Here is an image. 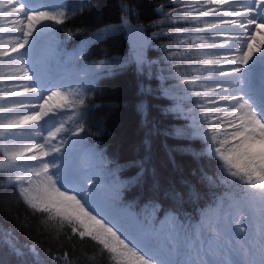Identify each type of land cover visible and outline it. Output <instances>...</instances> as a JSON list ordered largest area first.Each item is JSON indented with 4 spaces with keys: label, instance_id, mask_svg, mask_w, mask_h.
<instances>
[{
    "label": "trees",
    "instance_id": "1",
    "mask_svg": "<svg viewBox=\"0 0 264 264\" xmlns=\"http://www.w3.org/2000/svg\"><path fill=\"white\" fill-rule=\"evenodd\" d=\"M189 1L66 0L58 16L56 35L75 49L84 82L70 108L74 136L96 153L109 201L140 218L145 205L159 204V215L202 223L222 198L246 190L245 179L208 147L207 132L217 131L207 104L213 89L203 82L211 71L192 33L211 19L193 13ZM125 18L149 41L140 65ZM165 92L182 98L200 119L197 128ZM15 165L0 152V264H126L123 253L134 256L122 243L114 252L103 229L84 234L90 215L78 216L80 203H56L52 186L40 195Z\"/></svg>",
    "mask_w": 264,
    "mask_h": 264
},
{
    "label": "rangeland",
    "instance_id": "2",
    "mask_svg": "<svg viewBox=\"0 0 264 264\" xmlns=\"http://www.w3.org/2000/svg\"><path fill=\"white\" fill-rule=\"evenodd\" d=\"M60 1V2H59ZM66 0H57V7H47L42 9H37L33 11V18H29V23L22 30L13 26V29L8 28L7 25L0 24V152L4 154L7 159H10L12 163H16L15 169L19 173L22 181L27 186L31 187L33 190L38 192L40 195L43 193L44 186H52L58 196V201L61 205H69L74 208V202L77 200L80 203L81 211H78L79 217H85L86 213L90 215V220L84 226V234L90 235L97 230L103 229V237L110 244L114 252L118 251L119 243H122L123 247H127L133 252L134 256H130L128 253H123L122 261L126 264H151L150 260L146 258L139 248L129 243L126 237L122 234V229L116 228V219L120 212L114 213V211L108 210L109 214L102 211L104 207H108L109 203H101L96 207V203L100 202V196H97L99 191H107L109 189L108 185H105L101 180L98 169L95 165L96 154L92 151L86 150L83 147L81 140L75 137L76 131V121L73 116L69 115L71 113V106L73 100L80 96L81 89L83 88L84 82L81 76V71L76 57L75 49H70L67 41L63 38L56 37V27L57 22L52 19H47L44 17H58L60 11L65 7ZM234 0H190L189 6L193 13L202 17H209L212 19L206 28H198V30L192 33V43L196 46V49L203 55L205 60V65H207L211 70L205 77L203 81L208 86L213 89V100L207 103L211 108L209 113L212 117L216 118L217 131L212 132L211 130L207 132L206 139L210 137L209 149L210 151H215L220 156L223 157V164L225 166L231 167V169L237 172L240 176L245 178V184L247 197L243 202L237 197L227 198L221 203L220 209L221 215L226 214L228 211L231 213L229 219H225L219 216L218 222L219 226H216V233L206 239V233L204 231V225L192 224L184 222L177 219L175 216H170L169 223L165 225L163 229L160 228L159 219H153L149 214L147 216L143 215V219L146 223L151 226L153 224V230H150L151 238L157 239L164 243L165 246L169 247L172 251L174 250L173 243L170 238L175 237L180 240V247H185V244L195 243L196 248L193 250L185 248L181 251L183 255L186 256L185 264L188 262V258H193L195 261L192 264H201L205 261H210L213 263L222 264L224 260L231 257L234 259L235 264H239V261L244 262V256L241 260L234 256V251L243 250L244 248L250 251H255L251 248L249 242L247 241L243 246H238L236 239L232 237V234L237 231V228L229 230L224 227V223L229 224H240L243 220L232 221V217L237 214V210L232 211L233 205H239V207H248L250 201H254L257 198V193L264 195V183H261L262 179L257 180L254 173L259 172L262 168L259 163L253 158L254 151H259V148L252 143L248 148L249 144L240 141L242 137L241 132L238 130L240 128L239 124H232L231 120H234L237 115L238 109L232 112L231 107L225 104V100L229 98L228 89L235 88L234 86H228L231 82V78L238 73L237 60L235 51L237 50L233 44L236 35V25L231 17L232 3ZM4 0H0V18L5 13L4 9L6 7ZM22 7L20 8V12ZM25 13V9L23 7ZM263 17L264 23V13L261 15ZM34 22L38 24L34 27ZM50 27H53V38L55 37L56 42L61 45V53L64 57V61L60 64V68L64 67L66 63L70 66L71 72L69 78L66 82H61L62 85H66L68 88L65 91H53L49 96L46 97L45 102L50 104V113L45 115L44 108L41 107L36 109L33 115L29 116L26 121H33L37 123L34 128L42 127L41 135H34V137L42 139L40 142L35 143L33 136H25L26 130L22 127L25 123L22 120L23 112L26 110H32L36 108V104L31 101L36 100L35 96L21 99L22 93H15L11 90L14 89L12 85L13 79L11 78L12 70L19 71L22 61L27 62L28 54H23L22 49L34 42V39L38 34ZM261 35L264 38V28L260 29ZM10 33H14L9 40L4 38ZM134 32H129V40L132 43V48L134 53H139L140 45L143 41H147L145 36L139 39H134ZM234 39L231 40V38ZM25 39V41H24ZM19 41L14 49L5 50L6 44H10L11 41ZM226 40H230L229 43ZM258 45L264 48V40L258 39ZM146 43V45H147ZM256 44V43H255ZM255 44L250 45V52L245 55H250L248 62L254 66H259L264 63V54L261 58ZM20 46V47H19ZM19 47V48H18ZM18 48V49H17ZM22 48V49H21ZM49 56L53 55L52 49L48 53ZM216 56V57H214ZM257 59V60H255ZM213 61H217L215 64ZM50 64V61H47ZM218 69L219 73L216 75L212 70ZM253 71L249 73V80L247 84H244V93L252 87L253 83L260 82L258 79L252 77ZM33 74V79L36 82L38 80ZM264 77V75H262ZM200 86L205 88L203 83ZM256 93V92H255ZM37 92L36 95H38ZM166 97L170 99H177V109L182 112L187 118H191V125L193 127H198L200 119L192 117L190 109L182 104V98L178 96H173L169 92L164 93ZM256 101H253V104ZM65 104V105H64ZM64 105V106H63ZM63 108L59 115H52L53 111L59 108ZM21 107V108H20ZM38 113L41 114L40 117ZM43 114V115H42ZM34 118V119H33ZM261 120V113H260ZM51 122V123H50ZM45 123V124H44ZM58 123L56 131L53 137H46L45 125H52ZM44 142L49 145L52 144L53 147L51 152L46 151L36 157H28L26 152L29 148L38 147V145ZM225 157L228 159L226 160ZM52 159H56V166L52 163ZM247 159L251 167L247 168L243 165L242 160ZM61 162V163H60ZM61 164V166H60ZM55 166V172L64 175L56 179L53 172L50 171L51 167ZM60 166V167H59ZM76 167L79 170V177L82 178V183L84 188L78 187L76 190H70L62 186L63 179L66 177V168ZM60 168V171L58 169ZM243 169L244 171H241ZM257 185V189L254 186ZM91 192L89 201H84L83 198L78 196V193H84L85 190ZM42 190V191H41ZM90 195V193H89ZM101 195H107L101 194ZM249 203V204H248ZM153 208V207H149ZM101 211H100V210ZM105 210V209H104ZM250 212V217L248 220L252 219L254 216V211L247 209ZM112 211V212H111ZM169 215V214H168ZM165 215V216H168ZM252 215V216H251ZM159 217V218H163ZM212 219L213 221L217 220ZM238 226V225H237ZM162 230L161 233L159 231ZM170 234V235H169ZM256 233L253 231V237ZM199 235V241H195V237ZM250 237V236H249ZM168 240V243L166 240ZM219 238L218 243H212L211 241ZM201 241L203 244L201 245ZM244 247V248H243ZM223 251V252H222ZM207 252V254H205ZM246 252V251H245ZM244 253V252H243ZM195 262V263H194ZM190 263V264H191ZM189 264V263H187ZM248 264V261L246 262Z\"/></svg>",
    "mask_w": 264,
    "mask_h": 264
},
{
    "label": "bare ground",
    "instance_id": "3",
    "mask_svg": "<svg viewBox=\"0 0 264 264\" xmlns=\"http://www.w3.org/2000/svg\"><path fill=\"white\" fill-rule=\"evenodd\" d=\"M7 4L4 11L5 13L0 18V24L7 25L13 29V26H17V28L24 29L25 26L29 23V18H33V10L32 6L26 5V0H4ZM29 1V0H28ZM52 3H45L44 8L47 7H57V0H52ZM60 2V1H59ZM26 6V7H25ZM22 7V11L20 12V8ZM23 7L25 9V13L23 11ZM264 13V0H234L232 3V11L231 17L233 18V22L238 25L236 29V35L233 46L237 49L235 51L238 73L231 78V82L228 86H234L235 88L228 89L229 98L225 100V104L230 105L231 111L233 112L235 108L238 109L237 115L235 116L234 112V120H231L232 124H239L240 128L238 129L242 137L240 141L249 144L248 148L255 143V145L259 148V151L253 153V158L257 163L261 165V169L259 170L260 178L264 181V122L260 120V113L263 112V107H261L262 102L257 98V95L253 92L254 89L249 88L244 93V84H247L249 80V73L253 71L252 77L254 79H258L260 82L258 85L254 82L253 85L260 86L264 85V63L259 66H254L248 62V58L250 55L246 56L247 52H250V45L252 43H256L255 47L258 50L261 56L264 54V48L259 47L258 39H263L261 35L260 29L264 28L263 17L261 15ZM38 24V22H34V27ZM53 27H50L38 34V36L34 39V42L30 45L28 44L25 49H22L23 54H28L27 62L21 61V67L19 71L12 70L11 78L13 79L12 85L14 87L12 91L15 93H22L21 99L29 97L30 101L32 96H35L36 100L31 101L36 104V108L32 110L24 111L22 120L25 122L22 127L26 130L25 136L30 137L33 136L35 143L40 142L42 139L34 137V135H41L42 127L34 128L37 123L33 121H26L29 116L33 115L36 109L41 107L44 108V113L47 115L50 113L49 107L50 104L45 102L47 96H49L53 91H65L68 87L62 85L60 82H66L71 72L70 66L66 63L64 67H59L62 61H64V57L61 53V45L56 42L55 37L53 38ZM15 35L14 33H10L4 39L9 40L11 37ZM234 37L231 38V40ZM25 41V39H24ZM227 43L230 40H226ZM17 45H19V41L14 40L11 41L10 44H6L5 50L14 49ZM20 47V46H19ZM18 47V48H19ZM17 48V49H18ZM52 49L53 55L49 56L48 53ZM257 60V59H255ZM50 61V64L47 63ZM33 74L41 78L40 83H35L33 80ZM58 76V79L52 78ZM47 85V90H43L42 87ZM37 92H39L38 95ZM264 95V94H262ZM253 101H257L258 104ZM65 105V104H64ZM63 105V106H64ZM21 108V107H20ZM63 108L56 109L53 111L52 115H59L60 111ZM41 114L38 113L40 117ZM43 115V114H42ZM51 123V122H50ZM45 124V123H44ZM52 125H50L51 127ZM47 128L49 125H45V133L47 134ZM48 136L50 132L48 131ZM46 135V137H47ZM43 141V140H42ZM53 145L44 142L38 147L29 148L26 152L28 157H36L41 154H44L46 151L51 152ZM52 163L56 166V159H52ZM61 163V162H60ZM51 167L50 171L53 172V175L58 179V173L55 172L56 168ZM61 166V164H60ZM59 166V167H60ZM73 177L71 174H67L63 179L62 186L70 189L71 191L76 189V185L73 184V187H68L66 183L72 184ZM257 185L254 188L257 189ZM78 196L83 198V193L79 192ZM249 204V203H248ZM235 208V205L232 206ZM251 209L254 211L253 218L248 220L250 217V212L247 209ZM101 211V210H100ZM252 216V215H251ZM237 217V218H236ZM236 220H243L237 226V231L232 234V237L236 239V243L239 246H243L247 241L250 246L255 248V251H250L248 264H264V195L257 193V198L254 201H250L248 207L238 208L237 214L233 217ZM248 218V219H247ZM253 231L256 233L253 237H249ZM170 235V234H169ZM164 240H168L164 238ZM171 242L174 244V252L179 256V264H184V260L186 257L181 253V251L185 248L193 250L196 248L195 243L185 244V247H180V240L175 237L170 238ZM199 241V235L195 237V242ZM213 241H211L212 244ZM131 243V242H130ZM201 245L203 241L200 242ZM165 245V242L163 243ZM141 252L146 255V258L150 260L151 264H161L156 259L151 257L152 254H159V252L153 249H140ZM223 252V251H222ZM151 254V255H150ZM207 254V252L205 253ZM177 259V257H175ZM190 263L195 261L193 258H188ZM195 263V262H194ZM196 264V263H195ZM201 264H217L210 261H205ZM219 264V263H218ZM222 264H235V262L231 258L229 261L223 262Z\"/></svg>",
    "mask_w": 264,
    "mask_h": 264
},
{
    "label": "snow or ice",
    "instance_id": "4",
    "mask_svg": "<svg viewBox=\"0 0 264 264\" xmlns=\"http://www.w3.org/2000/svg\"><path fill=\"white\" fill-rule=\"evenodd\" d=\"M47 19H52L55 20L57 23H63V19L59 18V17H44ZM124 23L125 25L128 24V20L127 18L124 19ZM146 41H143L140 45V50L139 53L134 55L135 61L137 63V65H140L142 63L145 62V53H144V48L146 47ZM141 110H144V105H140L139 106ZM145 115H146V111H145ZM34 119V118H33ZM180 131H177V135H180ZM225 159L227 160L228 158L225 157ZM241 171H244L243 169H241ZM254 175L256 176L257 180L259 181L260 179V173L256 172L254 173ZM261 183H264V181H260ZM161 210V206L159 204L155 205V207L153 208H149L148 205H145L143 209H141L140 211L143 213V215L147 216V215H151L152 218L155 219H159V225L160 228L163 229L165 227V225H167L169 223V219L171 214H169L168 216H164L163 218H159L158 214L160 213ZM128 215L132 218V220L130 221V223H134L137 219V213L135 212H129Z\"/></svg>",
    "mask_w": 264,
    "mask_h": 264
},
{
    "label": "water",
    "instance_id": "5",
    "mask_svg": "<svg viewBox=\"0 0 264 264\" xmlns=\"http://www.w3.org/2000/svg\"><path fill=\"white\" fill-rule=\"evenodd\" d=\"M127 29L129 31H133L135 34H134V39L137 40L138 38L140 37H143L144 36V31L142 29H136V28H133L131 27L130 25H127Z\"/></svg>",
    "mask_w": 264,
    "mask_h": 264
}]
</instances>
